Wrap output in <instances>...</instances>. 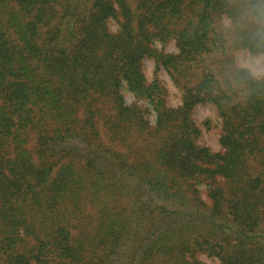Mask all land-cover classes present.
Returning a JSON list of instances; mask_svg holds the SVG:
<instances>
[{"label":"trees","instance_id":"trees-1","mask_svg":"<svg viewBox=\"0 0 264 264\" xmlns=\"http://www.w3.org/2000/svg\"><path fill=\"white\" fill-rule=\"evenodd\" d=\"M238 53L264 61V0H0V264H264V78Z\"/></svg>","mask_w":264,"mask_h":264},{"label":"rangeland","instance_id":"rangeland-1","mask_svg":"<svg viewBox=\"0 0 264 264\" xmlns=\"http://www.w3.org/2000/svg\"><path fill=\"white\" fill-rule=\"evenodd\" d=\"M110 24L112 30L116 29V25L113 21H111ZM165 51L176 52L174 43L169 42L165 47ZM236 64L238 67L247 68L252 73V75L264 78V61L261 55L251 56L248 53H238L236 56ZM153 67L154 65L152 61L145 60L144 74L147 81H151L153 77ZM158 78L161 80L166 89L167 104L171 107L178 106L180 104V93L174 87L163 69L159 70ZM124 100L126 103H129L132 101V97L126 94L124 95ZM193 119L202 130L199 142L209 147L212 151H218L220 148L218 143L220 119L218 118L214 107L209 104H199L195 106L193 111ZM206 120L210 121L208 127L204 125ZM198 259L205 264H219L217 258L208 257L205 254H199Z\"/></svg>","mask_w":264,"mask_h":264}]
</instances>
